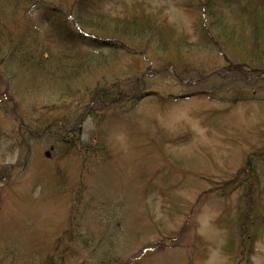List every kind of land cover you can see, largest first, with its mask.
Returning <instances> with one entry per match:
<instances>
[{
    "label": "rangeland",
    "instance_id": "1",
    "mask_svg": "<svg viewBox=\"0 0 264 264\" xmlns=\"http://www.w3.org/2000/svg\"><path fill=\"white\" fill-rule=\"evenodd\" d=\"M94 1L113 17L139 14L146 34L102 50L104 66L67 85L1 67L0 264H44L58 239L61 264H237L244 227H256L249 264H264V74L249 70L264 45L246 49L264 36L249 17L264 1ZM23 18L6 30L47 28L41 10ZM50 38L54 56L67 54ZM117 82L141 92L116 106L79 100ZM87 104L95 114L83 116ZM77 112L76 145L57 125L40 132Z\"/></svg>",
    "mask_w": 264,
    "mask_h": 264
},
{
    "label": "trees",
    "instance_id": "2",
    "mask_svg": "<svg viewBox=\"0 0 264 264\" xmlns=\"http://www.w3.org/2000/svg\"><path fill=\"white\" fill-rule=\"evenodd\" d=\"M263 1L264 0H262V2ZM260 2L261 0H258L257 3L260 5ZM35 9L41 10V18L45 19L46 26L49 29L46 28V30L40 31L28 25L25 31L26 33L24 32L21 35L17 30H6L7 25L12 23L9 19L15 22L17 19H14V17L19 14L20 17L24 16L23 19L26 18L25 20H27L29 13ZM255 9L256 8L253 9V13L249 17L254 18V16H257V18L255 21L251 19L250 24L264 31L263 11L259 12ZM56 16H64V22L57 23L60 17L56 21ZM138 18L139 14H131L128 17L115 15L113 17L102 11L94 0H28L26 4L21 0H0V73L3 72L1 67L8 68L11 66V69L18 67L19 70L23 71V74L37 76L50 82L60 83L61 85H67L70 82L74 83L78 81L81 76L90 74L92 71L104 66L106 60H104L105 53L103 54V52H101L102 50H130L131 48L123 43V39L126 37H136L137 34H146L148 25L140 23ZM28 24H31V22H28ZM32 32L42 37L40 39L31 38ZM151 32L153 35L163 37L164 34L166 37V33L165 31L163 33V29L154 28ZM52 35L62 37L60 43L63 44L62 49L66 50L67 54L62 53L56 56L53 55L52 52L54 47L50 38ZM147 35L152 38L151 34ZM21 36H24L25 40L20 39ZM165 37L164 39H166ZM4 38L7 40V47L2 45L5 43L2 40ZM78 43H81L83 46L92 45L100 51L95 53L87 48H76ZM249 44L251 45L246 49L249 50L250 55H252L254 49H260L261 45H264V36L261 40L252 37ZM55 49L57 48H54V50ZM262 53L263 52L254 53L255 56L259 57L262 61H260L258 66L249 69L250 72L255 75V79H260V76L264 74V53ZM246 66L250 65H245V67ZM0 77L2 78V74H0ZM111 86L112 87L109 88L102 87L97 91H84L79 100L85 102L96 97L108 101L111 97V102L109 104H111V106H116L119 103L121 104V102H127L129 98L134 97L133 94L141 92L134 91L132 88L128 89L118 82ZM1 101L3 102L4 100ZM90 107L89 104L83 107L81 110L83 116L85 114L89 115L94 113ZM75 115L76 118L74 122L68 119L66 122L61 120L62 125L59 123L60 121L57 120L51 121L50 123L48 122L49 124L45 127H43L42 124V130H40V132L53 134L52 129L57 125V128L54 130V136L63 140L65 143H67V140H70L71 146L76 145L79 140L77 142L74 140L79 139V136H81L79 123L81 124L82 119H80V114L78 112ZM19 130L25 133L24 136L30 131L28 127H22ZM81 147L85 151L84 146L81 145ZM261 154L262 152H259L260 158H263ZM245 171L247 175L251 177L254 170L250 172L249 169H246ZM249 231H251V233H249ZM250 234L256 235V227H249V230H247V227L242 228L239 238L240 246L236 249V252L240 253L235 257L237 264H249L248 255L252 252V242L255 237H252ZM64 235L70 238L74 235V232L72 231L68 234L64 233ZM62 242V239L57 240L53 248L54 254L49 255L44 264H57V262L61 264L62 256L67 250V248H60L62 247V244H60ZM242 250L246 251V253L244 254Z\"/></svg>",
    "mask_w": 264,
    "mask_h": 264
}]
</instances>
